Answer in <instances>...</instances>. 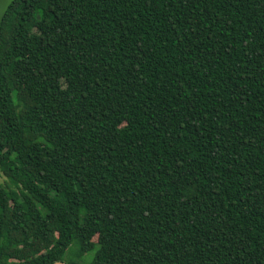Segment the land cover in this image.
<instances>
[{
  "label": "trees",
  "instance_id": "1",
  "mask_svg": "<svg viewBox=\"0 0 264 264\" xmlns=\"http://www.w3.org/2000/svg\"><path fill=\"white\" fill-rule=\"evenodd\" d=\"M0 177V264H264V0H15Z\"/></svg>",
  "mask_w": 264,
  "mask_h": 264
},
{
  "label": "water",
  "instance_id": "2",
  "mask_svg": "<svg viewBox=\"0 0 264 264\" xmlns=\"http://www.w3.org/2000/svg\"><path fill=\"white\" fill-rule=\"evenodd\" d=\"M15 0H0V27L1 23L3 21V18L9 8V6L14 2ZM54 264H63L62 262H56Z\"/></svg>",
  "mask_w": 264,
  "mask_h": 264
},
{
  "label": "rangeland",
  "instance_id": "3",
  "mask_svg": "<svg viewBox=\"0 0 264 264\" xmlns=\"http://www.w3.org/2000/svg\"><path fill=\"white\" fill-rule=\"evenodd\" d=\"M4 180V178L0 177V182H2Z\"/></svg>",
  "mask_w": 264,
  "mask_h": 264
}]
</instances>
